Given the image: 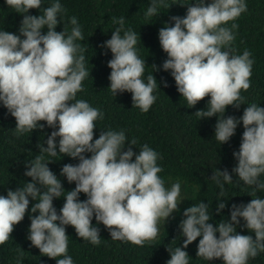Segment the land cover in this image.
<instances>
[{"label":"clouds","instance_id":"obj_1","mask_svg":"<svg viewBox=\"0 0 264 264\" xmlns=\"http://www.w3.org/2000/svg\"><path fill=\"white\" fill-rule=\"evenodd\" d=\"M5 2L24 16L19 36L0 31V102L15 118L17 134L43 129L40 121H45L50 128H58L48 136L47 147H40V153L46 152L52 157L67 155L78 158L79 163L63 166L61 175L69 183L75 182L73 190L65 191L48 167L52 161L45 163L44 156L37 155L28 162L24 175L31 177L32 182L0 196V245L9 240L14 226L24 219L29 197L38 201L31 212L39 215L30 217L28 239L42 256L64 257L56 259V264H73L72 257L67 255L69 236L65 226L71 225L83 240L100 244V230L93 226V217L109 230L113 240L137 246L151 242L158 236L159 222H165L178 211L182 201L180 183L172 184L170 189L165 187L158 175L162 172L157 165L158 153L147 144L135 154L131 147L136 143L133 140L125 151L127 139L123 130L101 131L94 140L95 122L103 114L85 100L76 99L89 75L85 68V49L75 43L84 39L77 18L71 17L73 27L71 34L66 35L65 30H55L61 22L58 14L65 11L58 0L44 7L39 16L27 13L30 9H41L42 0ZM179 4L189 5L186 16L172 17L173 25L159 30L160 45L168 56L162 67L165 71L171 70L177 90L189 108L211 97L207 110H199L195 115L210 118L223 114L218 116L215 125V139L220 144L227 143L242 122L244 131L240 149L233 153L238 161L233 172L239 181L264 190V182L259 180L264 173V108L253 103L244 109L239 120L224 116L228 106L238 109L243 104L241 91L247 92L251 87V53L245 50L242 55H232L233 29L238 25L224 26L246 12L247 5L244 0H211L207 4L205 0H195L194 4ZM171 5L164 0H152L145 15L157 16L159 6L170 8ZM114 23L120 27L102 45L112 53L108 61L109 89L115 96L125 91L132 93L133 107L146 113L156 101L153 92L157 80L153 74L147 76V82L142 79L146 63L137 55V34L129 29L121 35L124 17ZM45 27L47 32L42 34ZM152 67L158 70L155 65ZM85 153H91L90 158ZM221 177L224 182L233 181L227 170H217L211 179L220 184ZM37 184L45 190L41 192ZM220 186L223 188V184ZM80 193L87 199L80 201ZM62 196L65 203L58 215L53 199ZM225 206L220 202L217 210ZM183 216L186 218L180 228L186 239L182 247L168 249L171 258L167 264H189V255L184 249L198 237L201 239L197 257L208 261L222 258L224 264H247L250 257L256 258L264 252V199L253 198L240 206L233 204L230 221L221 220L215 227L209 223L211 214L202 202L185 209ZM238 218L255 233V239L237 233L234 225L240 223Z\"/></svg>","mask_w":264,"mask_h":264},{"label":"trees","instance_id":"obj_2","mask_svg":"<svg viewBox=\"0 0 264 264\" xmlns=\"http://www.w3.org/2000/svg\"><path fill=\"white\" fill-rule=\"evenodd\" d=\"M55 2L57 0H42L41 9H30L27 14L39 16L44 7ZM58 2L65 11L58 14L57 19L61 22L55 30H65L66 35L71 34L73 25L70 19L74 16L84 37L82 41L77 40L75 43L85 49V68L89 75L82 82L83 91L76 94V99L85 100L103 114V118H98L95 122L97 128L94 130V140L99 138L101 131L123 130L127 139L125 151L133 140L136 143L131 147L135 154H139L140 148L147 144L158 153L157 165L162 168L158 175L164 180L165 187L179 182L185 195L178 205V211L165 222L159 235L143 246L111 239L109 230L102 223L98 224L95 217L92 224L100 230L99 245H93L90 241L78 237L71 225L65 226L69 236L67 255L72 257L73 264H167L171 258L169 250L174 251L178 246L182 247L186 239L180 228L181 221L186 218L183 216L185 209L200 202L206 204L211 214L209 223L215 227L221 220L230 221L233 204L240 206L248 204L253 198L264 199V190L239 181L238 175L233 172L238 164L233 153L239 151L244 131L242 122L237 125L235 135L227 143L220 144L215 139V125L218 116L222 117L223 114L210 118L195 115L199 110H207L211 97H205L189 108L186 99L177 90L171 70L165 71L162 67L168 56L160 45L159 30L166 25L172 26V17L186 16L189 5L182 6L179 3L194 4L195 0H164L167 5L175 4L170 8L159 6V14L152 17L145 15L152 0ZM210 2L211 0H205L206 4ZM244 2L247 11L224 25L229 28L233 23L238 25V28L233 29L231 54L242 55L248 50L251 53L250 59L253 60L251 87L247 92L241 91L243 104L238 109L228 106L224 113L225 118L233 116L238 120L242 117L244 109L253 103L264 108V0ZM23 16L24 13L16 12L5 0H0V31L19 36ZM120 17H124L121 35L129 29L137 34V55L146 63L142 79L147 82V76L153 74L157 80V88L153 92L156 101L146 113L133 107L132 93L125 91L115 96L109 89L111 69L108 67V61L112 59V53L102 45L111 38L116 27H120L118 23H114ZM46 32L45 27L42 34ZM23 38L21 36V39ZM153 65L158 70L154 71ZM39 124L44 125L43 129L37 128L32 132L17 134L15 118L0 102V196H7L9 190H16L25 183L32 182V178L24 173L28 170V162L33 161L37 155H43L45 163L52 161L48 163V167L61 181L65 191L75 188V182L69 183L66 177L61 175V170L65 164H78L79 159L63 154L52 157L46 152L40 153V147H47L48 136L58 128L48 127L45 121H40ZM56 142L59 153V137ZM84 155L90 158L91 153ZM217 170H227L233 181L224 182L221 177V188L220 184L211 179ZM259 180L264 182V173L260 175ZM37 186L41 188V192L45 190L39 184ZM63 195H66V192ZM78 199L84 201L87 196L80 193ZM29 201V209L24 219L14 226L9 240L0 245V264H56V259L64 258L42 256L40 250L31 244L28 239L30 217L39 213L31 212L32 206L38 201L31 197ZM220 202H224L226 206L218 211ZM64 203L63 196L53 199V206L58 215ZM238 219L240 223L234 225L237 233L251 235L255 239V233L245 227L246 222L242 218ZM199 239L201 237L184 249L189 255V264H224L222 258L208 261L197 257ZM247 264H264V252L259 253L256 258L250 257Z\"/></svg>","mask_w":264,"mask_h":264},{"label":"rangeland","instance_id":"obj_3","mask_svg":"<svg viewBox=\"0 0 264 264\" xmlns=\"http://www.w3.org/2000/svg\"><path fill=\"white\" fill-rule=\"evenodd\" d=\"M172 184H174V183H172ZM172 184L168 187L169 189L171 188ZM184 197H185V195H184V191H183V188H182V186H181V191H180V197H179V199L183 201ZM182 201H181V202H182ZM173 214H174V212L171 214V216H170L168 219H170V218L173 216ZM168 219H167L166 221H168ZM166 221H165V222H166ZM165 222H164L163 220H161V221L159 222V224H158V227H159V233H160V230H161L162 226L165 224ZM159 233H158V235H159Z\"/></svg>","mask_w":264,"mask_h":264}]
</instances>
